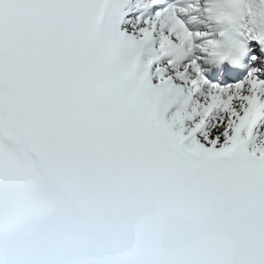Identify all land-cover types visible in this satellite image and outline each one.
<instances>
[{"label": "snow or ice", "instance_id": "6c2138e0", "mask_svg": "<svg viewBox=\"0 0 264 264\" xmlns=\"http://www.w3.org/2000/svg\"><path fill=\"white\" fill-rule=\"evenodd\" d=\"M0 264H264V0H0Z\"/></svg>", "mask_w": 264, "mask_h": 264}]
</instances>
